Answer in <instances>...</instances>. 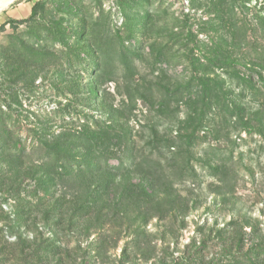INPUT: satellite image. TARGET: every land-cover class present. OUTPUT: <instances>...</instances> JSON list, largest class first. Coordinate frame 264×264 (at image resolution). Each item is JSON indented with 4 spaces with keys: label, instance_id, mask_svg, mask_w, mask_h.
<instances>
[{
    "label": "rangeland",
    "instance_id": "obj_1",
    "mask_svg": "<svg viewBox=\"0 0 264 264\" xmlns=\"http://www.w3.org/2000/svg\"><path fill=\"white\" fill-rule=\"evenodd\" d=\"M10 19L0 264H264V0H12Z\"/></svg>",
    "mask_w": 264,
    "mask_h": 264
},
{
    "label": "trees",
    "instance_id": "obj_2",
    "mask_svg": "<svg viewBox=\"0 0 264 264\" xmlns=\"http://www.w3.org/2000/svg\"><path fill=\"white\" fill-rule=\"evenodd\" d=\"M44 3L45 2H37V3H35L34 5H33V7H32V11H31V14H30V18L31 19H33V18H35L37 15H38V11H39V9H41L42 7H43V5H44ZM19 23H21V21H15V20H12V19H10L6 24H3L0 28H4L5 27V25H12V26H14V25H16V24H19ZM102 135H104V134H102ZM89 140H87V142H88ZM94 141V140H93ZM63 150H65V149H63ZM63 150H62V152H63ZM67 152V151H66ZM68 153V152H67ZM63 155V156H62ZM68 154H61V157L62 158H64V156H67ZM85 166H88L89 164H84ZM78 167V169L79 168H81V166H77Z\"/></svg>",
    "mask_w": 264,
    "mask_h": 264
},
{
    "label": "crops",
    "instance_id": "obj_3",
    "mask_svg": "<svg viewBox=\"0 0 264 264\" xmlns=\"http://www.w3.org/2000/svg\"><path fill=\"white\" fill-rule=\"evenodd\" d=\"M35 4V3H34ZM33 4V5H34ZM27 6L25 5V6H22V5H17V6H15L13 9V11H14V15L15 16H11V18H13V19H15V18H19L20 16H21V14H20V9H22V8H26ZM32 7L33 6H31V8H27V14H31V11H32ZM20 15V16H19Z\"/></svg>",
    "mask_w": 264,
    "mask_h": 264
},
{
    "label": "bare ground",
    "instance_id": "obj_4",
    "mask_svg": "<svg viewBox=\"0 0 264 264\" xmlns=\"http://www.w3.org/2000/svg\"><path fill=\"white\" fill-rule=\"evenodd\" d=\"M12 0H0V11L6 7Z\"/></svg>",
    "mask_w": 264,
    "mask_h": 264
}]
</instances>
